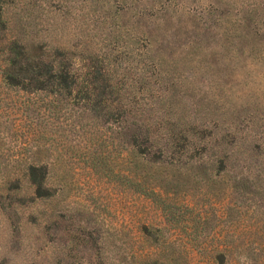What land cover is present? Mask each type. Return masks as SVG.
I'll return each mask as SVG.
<instances>
[{"label": "rangeland", "instance_id": "374dc122", "mask_svg": "<svg viewBox=\"0 0 264 264\" xmlns=\"http://www.w3.org/2000/svg\"><path fill=\"white\" fill-rule=\"evenodd\" d=\"M0 11V76L20 37L76 81L71 94L0 83V264H222L221 251L225 264H264V0H0ZM127 120L147 122L158 147L129 152ZM140 158L171 167L143 184L127 178ZM30 166L47 170L49 195Z\"/></svg>", "mask_w": 264, "mask_h": 264}, {"label": "trees", "instance_id": "16d2710c", "mask_svg": "<svg viewBox=\"0 0 264 264\" xmlns=\"http://www.w3.org/2000/svg\"><path fill=\"white\" fill-rule=\"evenodd\" d=\"M2 19V11H0V25L4 26ZM42 49V47L33 46L32 44L24 42V40L20 37L15 38L9 43H6V58H4V68L0 76V83L7 86L18 85V83H20L23 90L31 88L36 91L47 93H49L48 90H50L53 93L67 91L68 94H71L73 91V85L76 82L75 77H73V75H71L69 72L64 71L60 67V65L57 64L56 60H48L47 55L44 54ZM102 77L103 81L106 84H104V93H107V88H110L108 86L109 84H107L108 78L104 77V75H102ZM123 135L125 137L129 152H132L134 154H144L145 147H158L156 146L157 140L153 137L151 133V127L147 122L127 120L125 122V127L123 128ZM139 139H141V141H139ZM169 145L170 144L168 142L163 143V146L159 148L160 154H164L169 148ZM142 146H144L143 150L141 149ZM245 155L247 157L250 156L248 153ZM232 158V153L229 154L227 152H223L222 156L216 161V164H218L219 166V171L222 173L221 175H223L224 179L228 178L229 172L233 170V167L231 166ZM135 161H138V164H133L134 166L132 167L141 171V175L134 173L132 175V172L129 171L127 174V178L133 180L134 178L138 177V180L141 179V182L143 184L146 183L147 178H152L154 177V175H157V173L159 175V173H163L165 169L171 167V164L167 162V160L165 161L161 158H159L157 162L147 161L141 158L140 160ZM233 162L235 164L238 163L237 167L242 166L245 170H247L248 168L246 164L247 162H245L244 160L234 159ZM187 165L188 163L185 164V166ZM47 175L48 172L46 169L38 168L35 166H30L29 168L30 180L36 188V194L39 196L44 194L49 195V191L46 188ZM257 175L258 174H256V176ZM165 176L167 177V174ZM157 179H159L158 176ZM234 180L236 181V177L234 178ZM247 181V178L245 179V177L240 175L236 182L237 185L244 186ZM166 182L167 179L164 180V182H159V184L161 186H164L167 184ZM143 184H140L139 186H142V191L144 193L149 192L150 194L154 195L160 194L157 193L155 186L149 187ZM146 229L147 227L145 225L142 226L140 232L143 236L146 235L144 233L146 232ZM215 255L216 257L214 256V259L218 258L223 262L222 264H225V262L227 261V252L221 251L216 253ZM144 262H148L146 256Z\"/></svg>", "mask_w": 264, "mask_h": 264}]
</instances>
